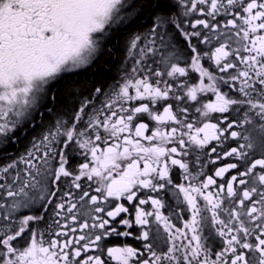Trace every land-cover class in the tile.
Returning <instances> with one entry per match:
<instances>
[{
	"label": "snow or ice",
	"instance_id": "obj_1",
	"mask_svg": "<svg viewBox=\"0 0 264 264\" xmlns=\"http://www.w3.org/2000/svg\"><path fill=\"white\" fill-rule=\"evenodd\" d=\"M0 264H264V0H0Z\"/></svg>",
	"mask_w": 264,
	"mask_h": 264
},
{
	"label": "trees",
	"instance_id": "obj_2",
	"mask_svg": "<svg viewBox=\"0 0 264 264\" xmlns=\"http://www.w3.org/2000/svg\"><path fill=\"white\" fill-rule=\"evenodd\" d=\"M151 23V21L146 17L143 20L139 21V24L134 27V29H139V25L147 26ZM125 35V34H124ZM122 41V40H121ZM120 41V42H121ZM116 43L114 42L113 45ZM118 54V46L117 44L113 46L111 55L105 56L104 61L101 62V67L98 69H93L90 72H85L82 75L75 76L67 81L69 85H75L78 88H88L92 87L93 85L97 86L100 85L107 80L110 79L113 70L112 67L116 62V56Z\"/></svg>",
	"mask_w": 264,
	"mask_h": 264
},
{
	"label": "flooded vegetation",
	"instance_id": "obj_3",
	"mask_svg": "<svg viewBox=\"0 0 264 264\" xmlns=\"http://www.w3.org/2000/svg\"><path fill=\"white\" fill-rule=\"evenodd\" d=\"M148 26V25H147ZM147 26H145L144 27V31H146L147 30ZM141 29L139 28V29H132V31H140ZM128 34L126 33L125 34V37L127 36ZM117 44V43H116ZM115 44V45H116ZM115 45H110V48L111 49H113V46H115ZM117 46H118V54H117V56H116V62L114 63V65H113V67H112V70H113V73H112V75H111V77H110V79L109 80H107L106 82H104V83H102V84H104V85H109V84H112V83H114L118 78H119V76H120V69H121V64H122V60H123V58H124V56H125V49H124V47H123V38H122V41L120 42V43H118L117 44ZM106 56H108V55H106ZM195 75V74H194ZM101 85V84H100ZM100 85H97V86H100ZM113 243L115 244V245H120V244H122V243H128V244H131L132 246H136V244L138 243L137 241H135V240H133V239H131V238H127V239H125V238H118V239H115L114 241H113Z\"/></svg>",
	"mask_w": 264,
	"mask_h": 264
}]
</instances>
